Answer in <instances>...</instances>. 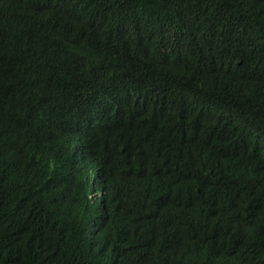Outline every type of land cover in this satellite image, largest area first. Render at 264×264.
<instances>
[{"label": "trees", "instance_id": "obj_1", "mask_svg": "<svg viewBox=\"0 0 264 264\" xmlns=\"http://www.w3.org/2000/svg\"><path fill=\"white\" fill-rule=\"evenodd\" d=\"M0 264H264V0H0Z\"/></svg>", "mask_w": 264, "mask_h": 264}]
</instances>
